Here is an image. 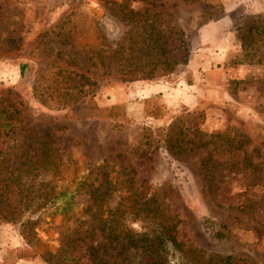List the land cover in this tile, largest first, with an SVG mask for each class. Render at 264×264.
I'll return each instance as SVG.
<instances>
[{
    "label": "rangeland",
    "instance_id": "374dc122",
    "mask_svg": "<svg viewBox=\"0 0 264 264\" xmlns=\"http://www.w3.org/2000/svg\"><path fill=\"white\" fill-rule=\"evenodd\" d=\"M104 164L101 219L141 232L143 189L183 249L264 264V0H0V264L123 262L76 190Z\"/></svg>",
    "mask_w": 264,
    "mask_h": 264
},
{
    "label": "trees",
    "instance_id": "16d2710c",
    "mask_svg": "<svg viewBox=\"0 0 264 264\" xmlns=\"http://www.w3.org/2000/svg\"><path fill=\"white\" fill-rule=\"evenodd\" d=\"M249 27L248 29H250ZM249 31L246 32L248 35ZM246 43L242 42L241 47L244 48ZM108 166L104 164L103 166L93 167L88 169L87 176H85L84 181H79L77 185L79 187L76 190H79L82 187L81 184H85L86 181H89L87 184V190H83L87 195L90 202L86 210L95 208L93 214L91 215L90 221L98 227L99 231L102 234H105L109 242H115L119 253L123 258V262L120 264H135V258L147 257L145 264H167L168 253H166V247L168 246L171 249V257L177 255L179 262L177 264H244L245 261L240 258H235L232 256H215L208 255L201 249L196 248H186L183 247L176 241L174 237V223L169 222L164 216V209L162 205H153L151 201H155L149 198H145L141 192H133L135 198H133V207L132 211H129L133 215L134 219L143 222L144 220L150 219L149 216L154 217L156 220H153L151 223L146 222L147 226L143 227L141 232H133L130 228H127L120 220L119 217L112 215L116 211H113L110 215H107L104 219L100 218L101 207L105 205V200L109 197L108 188L111 185L110 180L108 179ZM123 172V169L120 170ZM99 174L101 179L100 183L94 186V178L90 181V175ZM128 184L131 179L127 180ZM131 184V183H130ZM90 186V187H89ZM129 189V188H128ZM66 190L63 189L57 194H52L51 192L47 193L45 196L52 198L61 197L63 199L62 203L53 209L54 212L65 215L71 212L73 207V196L71 193L67 194L65 198ZM132 195V193H131ZM50 208V207H49ZM130 208V209H131ZM48 207H45L47 210ZM99 210V211H98ZM148 218V219H146ZM168 221V222H167ZM88 222V223H89ZM91 251L92 249L89 248ZM90 253V252H89ZM93 256V261L95 264H108L110 258L104 260L102 258H97L94 252H91ZM116 256H114L115 258ZM114 263V260L111 261Z\"/></svg>",
    "mask_w": 264,
    "mask_h": 264
}]
</instances>
